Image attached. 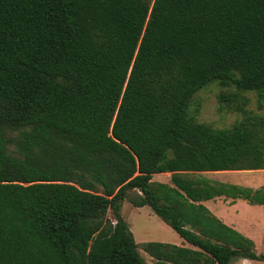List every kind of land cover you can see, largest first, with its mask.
<instances>
[{
	"label": "trees",
	"instance_id": "16d2710c",
	"mask_svg": "<svg viewBox=\"0 0 264 264\" xmlns=\"http://www.w3.org/2000/svg\"><path fill=\"white\" fill-rule=\"evenodd\" d=\"M213 82L235 90L228 129L188 114ZM248 92L264 100V0H0V264H145L125 201L195 248L143 243L156 264L264 262L201 204L264 188L196 174L264 170Z\"/></svg>",
	"mask_w": 264,
	"mask_h": 264
},
{
	"label": "rangeland",
	"instance_id": "374dc122",
	"mask_svg": "<svg viewBox=\"0 0 264 264\" xmlns=\"http://www.w3.org/2000/svg\"><path fill=\"white\" fill-rule=\"evenodd\" d=\"M233 88H223L217 82L210 83L200 89L191 99L188 107V114L192 116L197 123L211 126L214 129H228L234 123L238 122L242 116L240 113L225 108V104L218 101L220 94L229 95L234 93ZM240 97H244L248 101L246 109L253 115L264 116V100L259 99L255 93H241ZM240 100V99H239ZM10 137H15V133H9ZM9 151L13 152V147H9ZM149 207L137 209L129 202L125 201L121 206V215L128 223L137 244L145 242H161L165 240L168 243L175 240L181 241L180 237L158 217L150 213ZM108 217L112 219L111 212ZM139 252L145 264H155L156 261L149 257L142 248ZM259 253L264 254V246L259 247ZM241 264H264L246 260L245 258H235ZM233 264H236L233 262Z\"/></svg>",
	"mask_w": 264,
	"mask_h": 264
},
{
	"label": "crops",
	"instance_id": "0c3cea01",
	"mask_svg": "<svg viewBox=\"0 0 264 264\" xmlns=\"http://www.w3.org/2000/svg\"><path fill=\"white\" fill-rule=\"evenodd\" d=\"M196 174L219 184L236 185L251 190L264 188V170L198 172ZM171 175V173L154 174L151 182L172 186ZM201 204L221 223L235 230L240 235L252 240L255 245L256 253H259V247L264 246V205H252L243 199H233L226 196L215 197L203 201ZM149 214L154 213L150 211ZM160 243L171 244L165 240H161ZM142 244H137L138 251ZM171 245L195 250L193 246L182 239L181 241L175 240ZM238 259L239 258H237V260ZM250 261L264 263L255 260ZM233 262L241 264V262L238 263L235 259L232 260V264Z\"/></svg>",
	"mask_w": 264,
	"mask_h": 264
}]
</instances>
